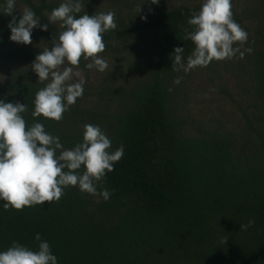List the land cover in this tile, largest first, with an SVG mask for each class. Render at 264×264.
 Here are the masks:
<instances>
[{"label":"trees","instance_id":"trees-1","mask_svg":"<svg viewBox=\"0 0 264 264\" xmlns=\"http://www.w3.org/2000/svg\"><path fill=\"white\" fill-rule=\"evenodd\" d=\"M63 2L17 0L15 16L31 8L47 24ZM202 2L160 0L136 13L134 0H81L78 15L116 13L117 27L104 34L100 55L138 53L145 59L142 74L131 81L109 64L104 72L89 70L90 61L81 58L74 71L86 81L83 96L62 121L37 120L65 149L82 142L85 124L99 125L112 150L124 145L122 159L99 185L111 196L105 201L69 187L59 202L22 211L5 210L0 201V251L13 241L37 249L39 234L59 264H264V0L250 8L232 0L234 19L248 32L245 44L234 45L243 58L237 53L175 71L171 54L184 47V56L191 55L194 44L184 36ZM11 19L0 14V99L26 103L22 115L31 125L35 94L45 86L31 64L63 29L35 28L25 45L10 39ZM191 73L205 74L242 121L227 128L220 119L196 120L181 95ZM249 220L255 223L241 229Z\"/></svg>","mask_w":264,"mask_h":264},{"label":"clouds","instance_id":"clouds-1","mask_svg":"<svg viewBox=\"0 0 264 264\" xmlns=\"http://www.w3.org/2000/svg\"><path fill=\"white\" fill-rule=\"evenodd\" d=\"M160 0H151L159 4ZM17 0H0V14L12 17L8 24L10 39L21 44L32 43L35 28L47 31L49 24H59L63 29L58 36H52L51 48L39 52L31 64L37 74V82L45 86L35 94L34 122L28 125L23 113L26 103L8 102L0 99V201L3 208L22 211L59 202L65 189L77 187L79 191L92 196H102L108 201L111 192L99 189L108 172L124 155V145L112 150V140L99 125L83 126L82 142L65 149L61 139L37 120L60 122L70 107L84 94L85 79L78 68L81 58L90 61L85 66L104 72L107 61L100 55L105 51L104 34L117 27L114 11H82L81 0H64L47 17V24H41L31 8H24L17 19ZM146 19V17H145ZM184 40H191L194 48L191 55L184 56V47H175L172 69L188 73L196 68H205L211 62L234 58L237 53L243 58L240 47L248 40L246 29L234 19L232 0H203L198 12H193ZM248 52L252 50L247 49ZM182 77L174 80L180 84ZM249 220L241 229L251 227ZM37 249L13 241L7 250L0 251V264H59L50 243L39 234Z\"/></svg>","mask_w":264,"mask_h":264},{"label":"rangeland","instance_id":"rangeland-1","mask_svg":"<svg viewBox=\"0 0 264 264\" xmlns=\"http://www.w3.org/2000/svg\"><path fill=\"white\" fill-rule=\"evenodd\" d=\"M167 4H193L201 0H164ZM256 0H237V4L242 8H250ZM157 4H152L151 0H134L131 11L138 13L140 10L153 9ZM109 67L122 76L133 81L141 76L145 59L138 53H124L113 56L106 60ZM184 105L193 114L196 120L220 119L227 128H232L239 124L241 114L237 106L228 104V99L211 87L208 77L205 74H189L185 87L181 90ZM225 99H223V98ZM215 113V114H213Z\"/></svg>","mask_w":264,"mask_h":264}]
</instances>
